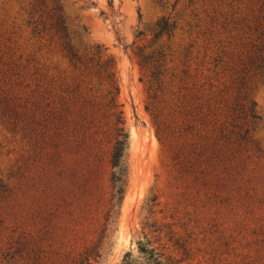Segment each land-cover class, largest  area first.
Wrapping results in <instances>:
<instances>
[{
    "label": "rangeland",
    "instance_id": "374dc122",
    "mask_svg": "<svg viewBox=\"0 0 264 264\" xmlns=\"http://www.w3.org/2000/svg\"><path fill=\"white\" fill-rule=\"evenodd\" d=\"M87 250L89 264H157L152 250L264 264V0H0V264Z\"/></svg>",
    "mask_w": 264,
    "mask_h": 264
},
{
    "label": "trees",
    "instance_id": "16d2710c",
    "mask_svg": "<svg viewBox=\"0 0 264 264\" xmlns=\"http://www.w3.org/2000/svg\"><path fill=\"white\" fill-rule=\"evenodd\" d=\"M58 31L61 33V38L63 40V48L66 50L67 55L69 56L71 61H76V63L82 61V57L79 56L78 51L76 50L74 44L70 41L69 35L67 33V27L65 25V20L63 17H61L58 25H57ZM159 31L157 32L156 36H162L164 34H170L171 31L174 28V25L170 23V19H163L159 21L158 23ZM96 52L100 53V46L96 47ZM106 71V78L108 79L110 91L109 94L111 95L110 103H114V93H119V85L118 81L116 79V72L114 71L115 68V60L112 56H109L104 61V64L102 66ZM118 105L115 104V107ZM257 102L255 100H252L250 102V105L247 108V111L250 114L251 117V124L250 126H255L257 124V121L261 119V115L258 114L256 111ZM123 112L119 111L115 113L116 116V123H117V137L116 142L114 145L113 153H112V159L111 164L113 168H115V171L113 172V182L118 186L121 193L124 191V186L126 184V174H127V165H126V159H125V151H126V144L128 139V133L126 131V128L124 126V117ZM250 127L245 130L244 134L241 135L243 140H246L250 133ZM90 252L87 250L86 257L82 260L84 264L85 260H89ZM150 259H152L157 264H177L169 259H164L163 254L160 252H154L152 250L150 252Z\"/></svg>",
    "mask_w": 264,
    "mask_h": 264
}]
</instances>
